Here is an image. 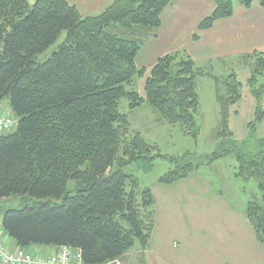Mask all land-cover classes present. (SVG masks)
I'll use <instances>...</instances> for the list:
<instances>
[{
	"label": "trees",
	"instance_id": "obj_1",
	"mask_svg": "<svg viewBox=\"0 0 264 264\" xmlns=\"http://www.w3.org/2000/svg\"><path fill=\"white\" fill-rule=\"evenodd\" d=\"M173 2L115 0L100 14L85 17L67 0H0V106L8 98L17 122L16 133L0 135V201H34L4 214L2 227L15 249L71 247L81 251L84 264H118L135 246L149 249L157 227L156 199L127 169L170 160V172L160 180L170 185L201 164L192 162L190 153L164 156L133 131L121 113L123 99L131 110L147 105L161 121L180 125L184 135L197 138V82L211 76L221 110L217 135L234 136L231 108L243 98L237 73L224 79L210 75L186 53L176 52L152 66L144 97L127 90L146 74L137 57L157 37L163 12ZM214 4L199 29L231 18L236 4L248 9L259 4L264 10V0ZM63 33L65 43L38 63ZM250 60L255 63L249 83L255 84L264 76V53L246 55L243 62ZM263 116L258 109L257 122ZM258 150L239 155L236 176L259 183L261 202L249 203L245 214L264 245V140ZM213 157L209 163L225 154Z\"/></svg>",
	"mask_w": 264,
	"mask_h": 264
},
{
	"label": "rangeland",
	"instance_id": "obj_2",
	"mask_svg": "<svg viewBox=\"0 0 264 264\" xmlns=\"http://www.w3.org/2000/svg\"><path fill=\"white\" fill-rule=\"evenodd\" d=\"M66 37L63 33L38 57V63L47 61L65 43ZM148 46L146 44L138 55L139 68L151 59L142 60L143 53L154 55V48L151 50ZM197 55V59L189 55L197 69L203 68L210 75L223 79L238 74L243 98L231 108L229 121L234 136L222 139L217 135L221 110L215 80L211 76H201L197 82L201 111L197 119L200 128L197 138L184 135L180 125L161 121L151 107L145 105L131 110L128 101L122 100L121 113L129 117L133 131L139 132L149 144L158 146L162 155L181 157L190 153L191 161L201 167L188 178L170 185L160 182L170 172V160L159 158L152 163L139 162L127 169L141 189L150 190L154 195L158 228L152 255L148 256L135 246L119 264H222L221 260L228 257L226 249L233 250L232 258H227L230 264H264V245L257 242L245 214L249 203L261 202L263 194L256 179L236 176L239 174V155L258 153V145L264 140V116L261 121L256 120L257 110L264 112V76L255 84L249 83L251 64L255 60L245 63L236 56L212 58L207 51ZM151 68L143 77L137 76L127 90L144 97ZM2 104L10 105V100L7 98ZM16 132L17 126L11 133ZM216 153H223L225 157L209 163ZM72 188L73 184H70L69 189ZM33 203L24 197L0 201V224H3L7 210L22 209ZM163 254L166 255L164 258Z\"/></svg>",
	"mask_w": 264,
	"mask_h": 264
},
{
	"label": "crops",
	"instance_id": "obj_3",
	"mask_svg": "<svg viewBox=\"0 0 264 264\" xmlns=\"http://www.w3.org/2000/svg\"><path fill=\"white\" fill-rule=\"evenodd\" d=\"M67 1L76 6L80 13L87 17L100 14L115 0ZM215 7L214 0H174L163 12L161 18L162 27L158 30L157 37H153L147 42L151 50L154 48V55L151 52H148L147 55L145 54L146 52L143 53L142 60L145 58L151 59L142 68L148 69L159 58L176 52H184L188 56L190 55L197 59V54L207 51L212 58L223 59V57L236 56L242 60L249 54L264 53V10L259 4H255L249 9L236 6L231 18L217 21L208 30L199 29L200 23L209 18ZM211 56L209 57L211 58ZM0 114L5 117H12L8 104L0 106ZM233 218L237 219V217ZM157 228L158 226L156 227L150 249L144 251L148 256L152 255L154 251L152 243ZM0 239L6 245L15 249L14 241L7 236L2 224H0ZM35 251L53 254L56 250L47 247H36ZM232 252V249H226L225 254L232 258ZM165 256L163 254V258ZM228 257L221 260L222 264H230Z\"/></svg>",
	"mask_w": 264,
	"mask_h": 264
},
{
	"label": "built area",
	"instance_id": "obj_4",
	"mask_svg": "<svg viewBox=\"0 0 264 264\" xmlns=\"http://www.w3.org/2000/svg\"><path fill=\"white\" fill-rule=\"evenodd\" d=\"M17 122L0 114V135L12 131ZM0 264H84L79 249L61 247L53 254L14 249L0 239ZM119 264V263H118Z\"/></svg>",
	"mask_w": 264,
	"mask_h": 264
}]
</instances>
